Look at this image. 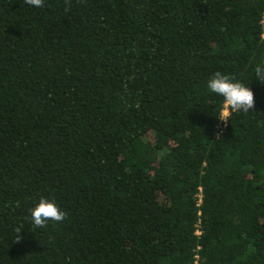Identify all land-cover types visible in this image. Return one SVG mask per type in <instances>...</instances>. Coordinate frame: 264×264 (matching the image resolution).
<instances>
[{
  "label": "trees",
  "instance_id": "obj_1",
  "mask_svg": "<svg viewBox=\"0 0 264 264\" xmlns=\"http://www.w3.org/2000/svg\"><path fill=\"white\" fill-rule=\"evenodd\" d=\"M67 7L0 0V264H264V0Z\"/></svg>",
  "mask_w": 264,
  "mask_h": 264
},
{
  "label": "clouds",
  "instance_id": "obj_2",
  "mask_svg": "<svg viewBox=\"0 0 264 264\" xmlns=\"http://www.w3.org/2000/svg\"><path fill=\"white\" fill-rule=\"evenodd\" d=\"M29 6L43 7L44 0H24ZM70 0H65L66 8ZM264 39V33L261 36ZM256 78L264 83V64L255 67ZM234 77L217 71L213 77L208 81L207 87L216 95L223 98V104L219 113V120L227 124L233 113H248L250 109L255 107L254 92L243 83L233 82ZM31 223L33 228H47L49 222L53 224L62 223L67 218V213L60 210L55 202H50L46 198H41L38 204L30 210ZM18 239L16 243L21 240V232L17 230Z\"/></svg>",
  "mask_w": 264,
  "mask_h": 264
},
{
  "label": "built area",
  "instance_id": "obj_3",
  "mask_svg": "<svg viewBox=\"0 0 264 264\" xmlns=\"http://www.w3.org/2000/svg\"><path fill=\"white\" fill-rule=\"evenodd\" d=\"M200 202H201V196H200ZM196 234L197 235H201V231L200 230H197V232H196ZM195 264H201L200 263V256L199 255H197L196 257H195Z\"/></svg>",
  "mask_w": 264,
  "mask_h": 264
}]
</instances>
